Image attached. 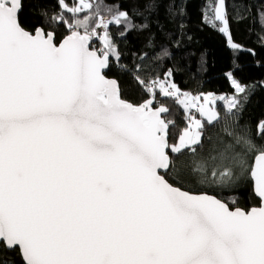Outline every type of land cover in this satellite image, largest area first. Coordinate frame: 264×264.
<instances>
[{"label":"snow or ice","instance_id":"obj_1","mask_svg":"<svg viewBox=\"0 0 264 264\" xmlns=\"http://www.w3.org/2000/svg\"><path fill=\"white\" fill-rule=\"evenodd\" d=\"M56 3L60 11H42L29 30L23 0H0V249L18 251L22 264H264V149L249 168L259 207L232 209L175 186L177 168L230 186L255 145L240 137L200 155L217 98L182 92L169 70L150 83L137 77L142 103L122 99L104 72L110 57L119 60L109 28L134 27L128 12L106 20L91 0ZM85 10L95 15L80 18ZM216 21L228 32L224 0ZM94 38L101 49L90 48ZM157 93L190 113L176 143ZM237 104L233 97L229 110Z\"/></svg>","mask_w":264,"mask_h":264},{"label":"trees","instance_id":"obj_2","mask_svg":"<svg viewBox=\"0 0 264 264\" xmlns=\"http://www.w3.org/2000/svg\"><path fill=\"white\" fill-rule=\"evenodd\" d=\"M99 5V14L106 20L117 10L127 11L131 18L130 30L123 25H112L110 36L118 48L119 60L113 59L109 77L120 86L122 98L130 103H142L148 93L138 83L157 78L163 80L171 70L172 79L182 92L192 94L223 95L226 100L235 97L236 107L228 111L224 102H218L219 119L205 123L204 148L200 155L221 151L237 138L244 137L255 145L252 151L242 152L245 164L237 172L230 186L201 183L200 175L189 176L183 168L172 174L183 184V190L194 194L206 192L228 203L234 209L249 210L260 206L255 197L249 168L254 155L264 149V135L258 132L264 122V0H224L228 32H221L222 24L215 19L217 0H91ZM151 8L146 9V5ZM49 16L60 11L56 0H23L20 15L24 26L31 30L41 24V12ZM94 13H82L80 18ZM92 26L97 21L90 19ZM121 32L126 33L120 35ZM228 33L240 48L229 46ZM67 33L62 29L58 39ZM101 36L103 33L100 34ZM93 49L103 47L96 39ZM229 73L244 88L237 92ZM157 99L168 107L167 119L174 121L170 130V143H176L187 126V114L174 99L157 93ZM199 118L200 114L192 110ZM168 178V177H166ZM172 182V180H170ZM235 200V203H232ZM0 264H22L18 251L0 249Z\"/></svg>","mask_w":264,"mask_h":264},{"label":"rangeland","instance_id":"obj_3","mask_svg":"<svg viewBox=\"0 0 264 264\" xmlns=\"http://www.w3.org/2000/svg\"><path fill=\"white\" fill-rule=\"evenodd\" d=\"M216 8V7H215ZM228 38H229V36H228ZM101 42H102V44H103V41H102V39H101ZM234 42L232 41V39L231 40H229V46L231 47V44H233ZM235 44V43H234ZM233 48V47H232ZM238 48H240V47H238ZM112 58L113 59H116V57L115 56H112ZM230 80H231V83H232V81L233 80H235L232 76L230 77ZM236 81V80H235ZM237 82V81H236ZM232 85H233V83H232ZM233 87L235 88V86L233 85ZM236 89V88H235ZM237 90V89H236ZM237 92H239V91H237ZM190 94H192V93H190ZM192 95H195V94H192ZM196 95H201V94H196ZM203 95H205V96H207L208 95V93L207 94H203ZM213 97L214 98H217V99H215V102L213 103V104H211V105H209V107H211L214 111H217L218 113H219V111H218V108H217V103L218 102H224V104H225V106H226V108H227V110L228 111H230V110H232V108L229 110V100H231L233 97H230V99H228V100H226V97L225 96H223V95H215V94H213ZM218 97H225V99H223V100H221V99H218ZM201 102H203V101H201ZM183 107V106H182ZM183 109H184V111L186 112V114H187V116L190 114L189 112H188V110L186 109V108H184L183 107ZM200 114V113H199ZM197 119H201L202 121H205L206 120V117H204L203 116V114H200V117L199 118H197ZM216 122V121H215ZM214 123V122H213Z\"/></svg>","mask_w":264,"mask_h":264},{"label":"water","instance_id":"obj_4","mask_svg":"<svg viewBox=\"0 0 264 264\" xmlns=\"http://www.w3.org/2000/svg\"><path fill=\"white\" fill-rule=\"evenodd\" d=\"M23 10V9H22ZM21 13H22V11H21ZM21 13H20V15H21ZM95 43H96V40H95V38L90 42V48H94V46H95ZM111 64H112V58L110 57V59H109V66L105 69V72H104V74H105V76H106V78H108V79H110V80H115L114 78H111V77H109V74L112 72L111 71ZM116 81V80H115ZM117 82V81H116ZM117 84H118V86H119V83L117 82ZM119 91H120V96H121V98H122V93H121V89H120V86H119ZM123 99V98H122ZM170 114V111H169V113L167 114V116ZM167 118V117H166ZM170 130H171V127H170ZM169 142H170V137H169ZM250 178H251V180H252V184H253V186H254V181H253V179H252V177L250 176ZM254 195H255V193H254ZM255 197L259 200V198L255 195ZM217 198V197H216ZM218 199V198H217ZM259 207V206H258ZM10 252H13V251H10Z\"/></svg>","mask_w":264,"mask_h":264},{"label":"built area","instance_id":"obj_5","mask_svg":"<svg viewBox=\"0 0 264 264\" xmlns=\"http://www.w3.org/2000/svg\"><path fill=\"white\" fill-rule=\"evenodd\" d=\"M101 34V33H100Z\"/></svg>","mask_w":264,"mask_h":264}]
</instances>
